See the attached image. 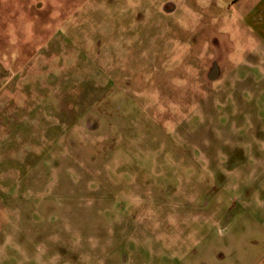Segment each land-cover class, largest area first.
I'll return each instance as SVG.
<instances>
[{
	"label": "rangeland",
	"instance_id": "obj_1",
	"mask_svg": "<svg viewBox=\"0 0 264 264\" xmlns=\"http://www.w3.org/2000/svg\"><path fill=\"white\" fill-rule=\"evenodd\" d=\"M252 253L264 0H0V264Z\"/></svg>",
	"mask_w": 264,
	"mask_h": 264
},
{
	"label": "crops",
	"instance_id": "obj_2",
	"mask_svg": "<svg viewBox=\"0 0 264 264\" xmlns=\"http://www.w3.org/2000/svg\"><path fill=\"white\" fill-rule=\"evenodd\" d=\"M264 256H259V254H251V257L247 264H264ZM263 261V262H262Z\"/></svg>",
	"mask_w": 264,
	"mask_h": 264
}]
</instances>
